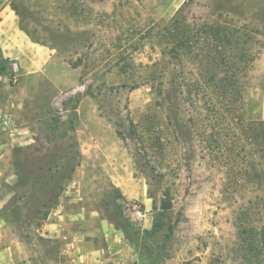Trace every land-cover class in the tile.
Here are the masks:
<instances>
[{
  "label": "rangeland",
  "instance_id": "374dc122",
  "mask_svg": "<svg viewBox=\"0 0 264 264\" xmlns=\"http://www.w3.org/2000/svg\"><path fill=\"white\" fill-rule=\"evenodd\" d=\"M5 6L0 264H264V0Z\"/></svg>",
  "mask_w": 264,
  "mask_h": 264
},
{
  "label": "crops",
  "instance_id": "0c3cea01",
  "mask_svg": "<svg viewBox=\"0 0 264 264\" xmlns=\"http://www.w3.org/2000/svg\"><path fill=\"white\" fill-rule=\"evenodd\" d=\"M31 46L32 43L20 33L16 25L13 23L9 7L5 6L0 9V51L2 52L4 58H8L10 60L21 58L22 60L24 55L32 51ZM20 64L23 68H28L29 72H36L38 70V67L29 68V66L23 65L22 62H20ZM70 246H72L73 251L71 250L70 253L67 252V254L74 257V264H93L92 261H96L95 258L99 255L98 252L90 251L88 252L89 255L83 254L77 256L78 251L76 252L74 250L75 245L73 243L68 244V250L71 248Z\"/></svg>",
  "mask_w": 264,
  "mask_h": 264
},
{
  "label": "trees",
  "instance_id": "16d2710c",
  "mask_svg": "<svg viewBox=\"0 0 264 264\" xmlns=\"http://www.w3.org/2000/svg\"><path fill=\"white\" fill-rule=\"evenodd\" d=\"M13 10V9H12ZM15 11V10H14ZM212 28V32L209 34L208 37H206V39H210V43L207 44V47L206 49H208V52L209 51H214L213 47L215 45V52L217 50V47L216 46H222V45H227L229 43V39H230V36L226 33H221L220 32V29L219 28H213V27H210V29ZM191 37L192 35L191 34H188L186 36H182L178 42V47L183 49V50H188L190 49V41H191ZM5 69H1V71L3 72ZM225 83L227 81H224ZM221 83L220 82V85L217 87L220 89V93L224 92L228 87L229 85L225 84V83ZM221 93V94H222ZM222 96V95H221ZM257 126L258 129H259V134H261V140H262V143L264 144V122H260V123H249V127L250 128H253L254 126ZM263 157H264V152H263Z\"/></svg>",
  "mask_w": 264,
  "mask_h": 264
},
{
  "label": "water",
  "instance_id": "95a60500",
  "mask_svg": "<svg viewBox=\"0 0 264 264\" xmlns=\"http://www.w3.org/2000/svg\"><path fill=\"white\" fill-rule=\"evenodd\" d=\"M162 209H169V205L167 203H162V206H161Z\"/></svg>",
  "mask_w": 264,
  "mask_h": 264
}]
</instances>
